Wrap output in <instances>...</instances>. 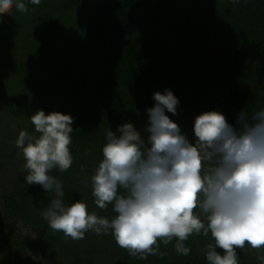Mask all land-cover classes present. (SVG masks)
<instances>
[{"label":"trees","instance_id":"obj_1","mask_svg":"<svg viewBox=\"0 0 264 264\" xmlns=\"http://www.w3.org/2000/svg\"><path fill=\"white\" fill-rule=\"evenodd\" d=\"M24 2L27 13L13 6L0 16V102L16 119L0 138V164L20 163L5 196L7 219H24L51 248H63L70 237L43 219L55 194L27 183L26 161L15 143L22 130L40 135L30 120L38 110L73 117L72 165L49 173L63 181L65 205L85 202L88 212L111 220L113 206L95 204L91 183L103 159L105 130L119 135L118 126L130 122L150 147L145 128L155 92L169 89L178 99L177 114L166 115L192 143L195 118L204 112H221L238 129L242 111L264 109V0ZM202 45L219 48L223 63L198 74L192 85L182 64ZM195 212L207 224L198 208ZM176 243L175 238L168 245L158 241L157 255L140 259L119 247L111 231H88L65 249L87 250V258L76 255L69 264H208L207 245H215L210 232L188 237V255L177 253ZM237 254L239 264H262L258 256H264V247L246 243Z\"/></svg>","mask_w":264,"mask_h":264},{"label":"clouds","instance_id":"obj_2","mask_svg":"<svg viewBox=\"0 0 264 264\" xmlns=\"http://www.w3.org/2000/svg\"><path fill=\"white\" fill-rule=\"evenodd\" d=\"M13 6L28 12L24 0H0V16ZM153 99L145 128L150 147L130 122L118 126L119 135L105 130L103 159L91 183L95 204L113 206L116 216L111 220L90 214L85 202L66 206L63 181L49 175L72 165L73 117L43 110L30 116L40 135L22 130L15 143L26 161L27 183L55 194L41 213L43 219L73 240L84 239L88 231H111L119 247L140 259L157 255L158 241L168 245L174 238L176 252L188 255V237L210 232L215 245H207L208 264H239L237 249L246 243L257 250L264 247V109L242 111L238 129L223 113L204 112L195 118L192 143L166 115L177 114L179 101L172 91L155 92ZM258 259L264 264V256Z\"/></svg>","mask_w":264,"mask_h":264},{"label":"rangeland","instance_id":"obj_3","mask_svg":"<svg viewBox=\"0 0 264 264\" xmlns=\"http://www.w3.org/2000/svg\"><path fill=\"white\" fill-rule=\"evenodd\" d=\"M219 50L212 45H202L189 54L182 64L189 84H194L198 74H208L211 65L223 63ZM194 94H197L196 91ZM191 96L192 93L188 95V100ZM0 108H3L0 111V138L3 139L7 136L8 124L16 119L6 113L3 102H0ZM19 165L17 161L0 164V264H69L72 259L65 248L69 247L71 238L61 245L63 248L54 249L41 240L24 219H7L5 196L12 192L15 168Z\"/></svg>","mask_w":264,"mask_h":264},{"label":"flooded vegetation","instance_id":"obj_4","mask_svg":"<svg viewBox=\"0 0 264 264\" xmlns=\"http://www.w3.org/2000/svg\"><path fill=\"white\" fill-rule=\"evenodd\" d=\"M112 252L114 253V250H112ZM69 255L71 256L72 261L74 260L76 255L86 256L85 258H87V250H69Z\"/></svg>","mask_w":264,"mask_h":264}]
</instances>
